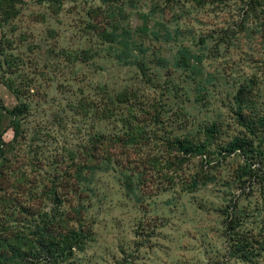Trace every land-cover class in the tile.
Masks as SVG:
<instances>
[{
    "label": "rangeland",
    "instance_id": "rangeland-1",
    "mask_svg": "<svg viewBox=\"0 0 264 264\" xmlns=\"http://www.w3.org/2000/svg\"><path fill=\"white\" fill-rule=\"evenodd\" d=\"M0 1V103L28 106L17 140L0 114V233L13 241L57 214L54 230L82 239L66 260L25 241V264H264V160L225 151L246 136L264 152V124L241 128L234 104L247 85L257 110L246 115L264 110V0H12L7 13ZM141 15L171 39L135 33L145 55L118 62L103 30L133 34ZM182 47L201 58L193 72L174 66ZM82 50L88 58L76 61ZM122 92L128 102L104 114ZM128 130L131 142H116ZM239 240L255 248L247 260Z\"/></svg>",
    "mask_w": 264,
    "mask_h": 264
},
{
    "label": "trees",
    "instance_id": "trees-1",
    "mask_svg": "<svg viewBox=\"0 0 264 264\" xmlns=\"http://www.w3.org/2000/svg\"><path fill=\"white\" fill-rule=\"evenodd\" d=\"M101 1L103 3H106V1L108 0H101ZM6 2L8 3L10 9H7L5 13L14 11V5H13L14 1L7 0ZM2 9H3L2 2L0 1V10ZM140 20L143 22L138 28H136V30L133 31V34L132 31L129 30V28L126 27L123 28L118 23L108 24L109 27L104 28L102 33V38L104 40V43L108 42L111 44V46L108 47V49L110 53L114 54L117 57L118 62L125 61V63H127L129 60L128 54L131 52H137L142 56L145 55L146 52L143 48L142 43L135 42V40L133 39L135 33L149 36L150 38L153 39V41L156 42L160 41L159 40L160 38L165 39L164 41L166 43L170 41L171 36L169 34V31L162 22L161 23L155 22L154 26L152 28H149V24H148L149 18L147 16L141 15ZM92 29H96V26H93ZM112 43H116L115 46ZM1 53L2 51L0 50V54ZM89 53L90 52L88 51L82 50L80 54L78 56H75L74 58L76 61H81V60L86 61ZM192 60H194V62H200L201 58L200 56L195 55L188 49L182 47L177 52V57L174 66L177 69L185 68L193 72L195 67L191 65ZM158 62L161 61L158 60ZM190 75H193V73H190L189 77ZM9 89L12 92V94L15 96V99H18V94L16 93V91H14L11 88ZM251 90H252L251 86H247V85L240 86L234 98V104L236 107L235 117L237 124L241 128H244L246 131L252 133L255 132L256 129H258V125L264 124V110L261 112L257 111L258 116L256 121H254L253 118L248 117L246 115L247 110H253V108L255 107V103L250 104V106H248L247 104L249 99L248 97L252 93ZM130 98L131 96L126 92H122L113 97L109 96V103H111L112 106L110 107L106 102L103 113L110 116L114 115L115 111L113 110L112 107L120 106V108H122L123 105L126 102H128L127 100H129ZM84 102L85 100H80L79 101L80 106L83 107L85 105L86 107H88ZM27 109L28 106L26 104H16L13 108H9V107L7 108L4 107L2 103H0V114L2 112L7 114L8 116L7 129H12L14 140H17L20 134L21 124L19 120V115L23 114ZM131 137H134V134L133 132L128 130L124 133L122 138H120L116 142L122 140L125 141L126 138L125 142L128 143L131 142ZM263 139H264V135H262V138L260 140L263 142ZM172 145L178 151L182 152L184 155H190V156L198 155L197 147L194 146L188 140H184V141L176 140L175 142H173ZM4 146L5 145L2 140V134H0V161L1 160L5 161L6 151L4 150ZM225 149H226L225 151L228 153H234L235 151L240 150L248 159L259 158L262 155V159L264 160V152L254 148L252 141L251 140L248 141L246 136L236 137L231 141V143ZM92 151L93 149L89 151L90 158L95 159V156L91 154ZM3 200H0V206L3 204ZM54 201L58 203V200L54 199ZM56 215L57 214H54L53 216H48V219L44 222L42 228L39 227V224L35 226L33 222L32 227L33 228L35 227L34 229L35 231L31 235L21 234L19 230H17V233L13 241L12 239L9 240L7 237L4 238L0 233V264H2L7 260L5 259L6 254H12L11 259L13 260L14 264H16L18 261L20 264H25V262L23 261L26 257L32 258L33 254L32 255L29 254L28 256L27 253L24 254L23 252H21V247L24 246L25 241L27 242L31 241L30 245H33L32 250L35 251L39 250V252L43 251L44 252L43 257L46 256L48 260L55 259V257L59 258L60 260L63 259L66 260L72 254V249L79 247L78 249L81 250L82 239L78 234H75L74 231L56 232L54 230L56 225L53 224V222L57 220ZM58 221L63 222L64 220L63 218H59ZM238 225L239 223H236L234 226H232L231 223L229 222V226H230L229 228L231 230L236 229ZM6 231L7 229L4 228L3 232ZM12 237L13 235L11 236V238ZM12 242L16 243V247L13 246ZM235 245H236V254L240 253V257L244 260H247L248 256L250 257L253 250H255L252 244L248 243L247 240H239L236 242ZM256 249L259 252H264V242L259 244L258 248Z\"/></svg>",
    "mask_w": 264,
    "mask_h": 264
}]
</instances>
